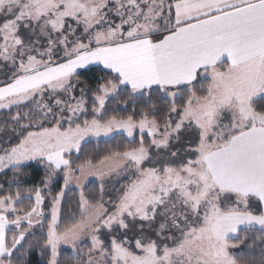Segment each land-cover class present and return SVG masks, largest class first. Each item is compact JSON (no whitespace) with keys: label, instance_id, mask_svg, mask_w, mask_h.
<instances>
[{"label":"snow or ice","instance_id":"1","mask_svg":"<svg viewBox=\"0 0 264 264\" xmlns=\"http://www.w3.org/2000/svg\"><path fill=\"white\" fill-rule=\"evenodd\" d=\"M0 77V264H264V0H0Z\"/></svg>","mask_w":264,"mask_h":264},{"label":"trees","instance_id":"2","mask_svg":"<svg viewBox=\"0 0 264 264\" xmlns=\"http://www.w3.org/2000/svg\"><path fill=\"white\" fill-rule=\"evenodd\" d=\"M100 67H97L95 69H99ZM84 74L81 75L82 80H94L97 79L100 75H103L102 72L97 71H84ZM130 111V109H129ZM124 113L122 112L121 115ZM148 137L145 136V141L147 142ZM124 144L125 146L128 144L127 138L124 137H117L115 140H100V141H92L89 143H86V146L84 148V152L81 155V159L85 155H94V156H100L105 154L109 149H115L118 145ZM13 176V173L9 172L6 176H0V184L4 185V188H9V184L6 183V181H11V178ZM45 173L42 166H38L33 164L31 167L27 168L25 170V174L23 176V182L25 187H32L33 185H39L42 179L44 178ZM62 182V181H61ZM126 183L127 181H122ZM99 183L92 182L89 187L88 191L96 192L98 190ZM59 185L55 186L53 189V192L58 191ZM11 190H15V185H12ZM77 196V193L75 190L67 194L66 200L62 203V212L65 213V215L68 213L69 209H72L75 211V198ZM46 203V210H47V204ZM243 247V246H242ZM67 254V253H65ZM33 264H44L43 259L39 256V254H34L32 257Z\"/></svg>","mask_w":264,"mask_h":264},{"label":"rangeland","instance_id":"3","mask_svg":"<svg viewBox=\"0 0 264 264\" xmlns=\"http://www.w3.org/2000/svg\"><path fill=\"white\" fill-rule=\"evenodd\" d=\"M92 68H97V67H102V66H90ZM4 71H6V69H4ZM82 72H84L85 70H81ZM0 79H2V77H0ZM147 136V135H145ZM100 140H108V138H105V137H101L99 139L97 138H89L88 141L86 143H89V142H92V141H100ZM95 183H99L98 181H93Z\"/></svg>","mask_w":264,"mask_h":264}]
</instances>
